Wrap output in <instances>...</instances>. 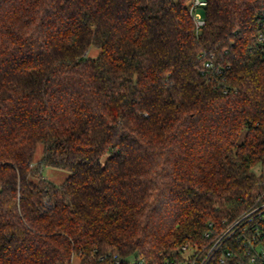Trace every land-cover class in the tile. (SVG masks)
I'll use <instances>...</instances> for the list:
<instances>
[{
  "label": "trees",
  "instance_id": "16d2710c",
  "mask_svg": "<svg viewBox=\"0 0 264 264\" xmlns=\"http://www.w3.org/2000/svg\"><path fill=\"white\" fill-rule=\"evenodd\" d=\"M190 1L0 0V264L175 263L252 204L264 0Z\"/></svg>",
  "mask_w": 264,
  "mask_h": 264
},
{
  "label": "built area",
  "instance_id": "2783aa9c",
  "mask_svg": "<svg viewBox=\"0 0 264 264\" xmlns=\"http://www.w3.org/2000/svg\"><path fill=\"white\" fill-rule=\"evenodd\" d=\"M206 0H191L188 10L198 34L205 24L202 7ZM264 42L263 36L259 38ZM209 66V61L204 62ZM205 242L201 244H183L177 251L175 263L164 264H264V177L257 183L254 199L240 214L230 220H223L217 227L209 223V229L203 233ZM119 264L120 261L115 262ZM128 264H144L141 258H130Z\"/></svg>",
  "mask_w": 264,
  "mask_h": 264
},
{
  "label": "rangeland",
  "instance_id": "374dc122",
  "mask_svg": "<svg viewBox=\"0 0 264 264\" xmlns=\"http://www.w3.org/2000/svg\"><path fill=\"white\" fill-rule=\"evenodd\" d=\"M187 5V3H186ZM99 54V50L97 48L91 47L88 51V56L92 58H96V56ZM43 156V145L39 143L36 147V151L34 153L33 163L34 165H37L38 162L41 160ZM253 171L260 175L262 173V169L260 165H257L254 167ZM42 174L44 178L47 180L55 183V184H62L70 175L68 171L52 168V167H44L42 169ZM73 264H78L77 258L73 259Z\"/></svg>",
  "mask_w": 264,
  "mask_h": 264
}]
</instances>
